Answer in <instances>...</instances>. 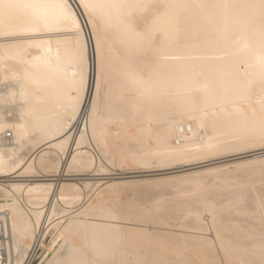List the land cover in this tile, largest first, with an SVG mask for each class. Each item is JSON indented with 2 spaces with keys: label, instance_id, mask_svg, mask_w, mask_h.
Returning a JSON list of instances; mask_svg holds the SVG:
<instances>
[{
  "label": "bare ground",
  "instance_id": "obj_1",
  "mask_svg": "<svg viewBox=\"0 0 264 264\" xmlns=\"http://www.w3.org/2000/svg\"><path fill=\"white\" fill-rule=\"evenodd\" d=\"M0 264H264V0H0Z\"/></svg>",
  "mask_w": 264,
  "mask_h": 264
},
{
  "label": "rangeland",
  "instance_id": "obj_2",
  "mask_svg": "<svg viewBox=\"0 0 264 264\" xmlns=\"http://www.w3.org/2000/svg\"><path fill=\"white\" fill-rule=\"evenodd\" d=\"M234 158V157H233ZM232 157L231 158H229V160L230 159H232V160H234V162H238L237 160H238V157H235V159H233ZM237 159V160H236ZM239 161H241V160H239ZM131 167V169H126L127 171L126 172H129V171H139L140 169L139 168H137V167H134L133 165L132 166H129L128 168H130ZM161 168H159V169H157L158 170V172L156 171V172H154V173H151V174H147V176L149 175V176H151L152 175V177H158V176H160V175H163V174H165V173H169V172H167V171H161L160 170ZM160 170V171H159ZM123 176H125V178H127V177H130V175L129 174H127V175H123ZM163 176H165V175H163ZM151 177V178H152ZM171 185V184H170ZM173 185V184H172ZM171 185V187H173ZM262 186V185H261ZM169 187V186H168ZM167 189V190H166ZM174 191H175V189L174 188H172ZM172 189H168V188H162L161 190H166V191H168V192H166V193H168V194H171V193H174L173 192V190ZM170 190V191H169ZM145 191H147V193H150V194H152V193H154V191H157V189L155 188V187H147L146 189H145ZM152 192V193H151ZM147 196V195H146ZM149 197H146V199H148ZM143 199H145V198H143ZM146 199H145V201H146ZM172 205V204H171ZM171 205H170V207H171ZM166 213H167V211H166ZM165 213V214H166ZM136 215H138V214H136ZM237 218H239V217H237ZM150 224V223H149ZM147 225V224H146ZM230 236H231V234H230Z\"/></svg>",
  "mask_w": 264,
  "mask_h": 264
},
{
  "label": "built area",
  "instance_id": "obj_3",
  "mask_svg": "<svg viewBox=\"0 0 264 264\" xmlns=\"http://www.w3.org/2000/svg\"><path fill=\"white\" fill-rule=\"evenodd\" d=\"M4 139L7 141V140H9L10 139V134L9 133H6V134H4Z\"/></svg>",
  "mask_w": 264,
  "mask_h": 264
}]
</instances>
